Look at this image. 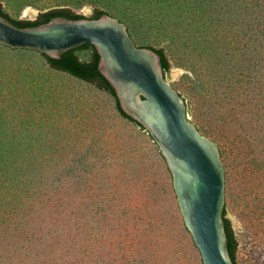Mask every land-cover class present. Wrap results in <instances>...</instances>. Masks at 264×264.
<instances>
[{
    "label": "rangeland",
    "instance_id": "1",
    "mask_svg": "<svg viewBox=\"0 0 264 264\" xmlns=\"http://www.w3.org/2000/svg\"><path fill=\"white\" fill-rule=\"evenodd\" d=\"M0 1L23 20L98 4L136 45L164 48L188 118L220 150L237 261L264 264V0ZM0 264H203L148 134L94 84L3 44Z\"/></svg>",
    "mask_w": 264,
    "mask_h": 264
},
{
    "label": "water",
    "instance_id": "2",
    "mask_svg": "<svg viewBox=\"0 0 264 264\" xmlns=\"http://www.w3.org/2000/svg\"><path fill=\"white\" fill-rule=\"evenodd\" d=\"M87 42L100 54L99 70L114 87L121 108L144 127L165 159L184 224L203 264H234L223 222L220 150L188 118L186 101L164 74L160 55L137 46L126 24L109 14L98 19L55 17L25 28L0 15V44L10 48L57 58Z\"/></svg>",
    "mask_w": 264,
    "mask_h": 264
},
{
    "label": "trees",
    "instance_id": "3",
    "mask_svg": "<svg viewBox=\"0 0 264 264\" xmlns=\"http://www.w3.org/2000/svg\"><path fill=\"white\" fill-rule=\"evenodd\" d=\"M139 1V0H136ZM246 1H244L245 3ZM179 6L177 9H180ZM104 14L111 15L110 11L107 9H103L101 6L97 4V6L94 8L91 15H85L82 13H76L72 11L68 7H55L51 8L49 10L40 12L38 16L31 20V19H16L13 18L2 6V3L0 1V15L4 18L8 19L11 23L18 27H34L39 26L45 23H48L55 17H65L68 19L78 20V19H98ZM120 20V19H119ZM121 21V20H120ZM127 26L128 32L130 31L129 25L125 23ZM262 29V35H259L260 40H264V23H258L257 24ZM131 36V33H129ZM147 48L153 49L155 52H157L160 55L161 58V64L164 71V74L167 76L169 73V70L171 68L170 59L168 58L167 54L165 53V49L162 47H154L152 45L144 46ZM258 48L263 49L259 52H264V44H258ZM29 50V49H28ZM35 51V50H34ZM38 52V51H37ZM40 53V52H39ZM46 63L53 69L58 71L66 72L84 82L92 83L97 87L99 90L104 91L111 95L114 98L115 106L117 111L119 112L120 116L123 117L128 122L132 123L133 125L137 126L139 129H141L143 132H148L144 129V127L136 120H134L130 115H128L120 106V102L118 99V96L116 94V91L114 87L111 85V83L108 81V79L101 73L99 70V63L101 60L100 54L98 53L96 47L90 43H84L83 45L72 48L67 51H65L63 54H61L60 57H51L48 54L40 53ZM257 61H260V66L264 68L263 63L261 64V61H264V57L257 56ZM258 118V117H257ZM263 121L262 128L264 129V118L261 119V122ZM260 131V129H259ZM151 141L154 143L156 148L158 149L160 155L161 152L158 148V146L153 141L152 137L148 134ZM163 158V156L161 155ZM164 159V158H163ZM165 160V159H164ZM166 162V161H165ZM223 222H224V229L226 232L227 237V248L229 255L232 259V262L234 264H239L237 261V251L239 247L240 240L235 233L231 219L227 216L226 213V206H224L223 210ZM54 237V236H53ZM52 237V238H53ZM51 239L50 236L47 240ZM52 242V239L50 240V244ZM49 244V246H50Z\"/></svg>",
    "mask_w": 264,
    "mask_h": 264
},
{
    "label": "clouds",
    "instance_id": "4",
    "mask_svg": "<svg viewBox=\"0 0 264 264\" xmlns=\"http://www.w3.org/2000/svg\"><path fill=\"white\" fill-rule=\"evenodd\" d=\"M138 46V45H137ZM140 47H144V46H140Z\"/></svg>",
    "mask_w": 264,
    "mask_h": 264
}]
</instances>
